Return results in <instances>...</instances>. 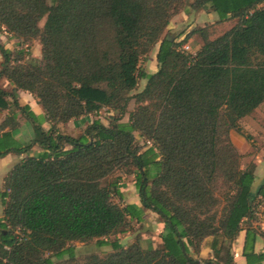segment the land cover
Masks as SVG:
<instances>
[{
	"label": "trees",
	"instance_id": "trees-1",
	"mask_svg": "<svg viewBox=\"0 0 264 264\" xmlns=\"http://www.w3.org/2000/svg\"><path fill=\"white\" fill-rule=\"evenodd\" d=\"M181 5L0 0V26L41 44L38 60L0 44V80L12 85H0V110L21 112L33 130L20 142L15 114L0 123V157L21 156L0 193V264H237L233 243L243 229L246 263L264 264V251H254L264 233L252 225L264 180L253 187L254 167H241L230 139L264 103V0H193V10L238 21L212 39L206 27L178 41L161 37ZM194 34L202 44L192 55L183 45ZM156 44L157 69L146 72L140 62ZM139 78L145 86L131 94ZM18 90L33 94L43 114L20 105ZM104 108L107 124L95 118L79 135L58 129ZM117 171L134 174L142 207L123 203L120 177L111 178ZM143 208L163 221L161 244L123 245L117 235L130 221L142 222ZM207 238L212 257L194 259L192 250ZM92 240L112 250L76 259L73 242Z\"/></svg>",
	"mask_w": 264,
	"mask_h": 264
},
{
	"label": "rangeland",
	"instance_id": "rangeland-1",
	"mask_svg": "<svg viewBox=\"0 0 264 264\" xmlns=\"http://www.w3.org/2000/svg\"><path fill=\"white\" fill-rule=\"evenodd\" d=\"M192 1L193 0H182V5L180 6L178 12L171 18L161 37L167 36L169 38H175L180 35L177 38L178 41L184 37L185 34H188L193 28L206 27L207 30L211 32L209 38L212 39L225 32L238 21L237 18H229L224 21H218L217 15L212 11L191 9L190 4ZM49 2H51V0H49ZM44 21L45 17L39 21L40 27L43 26ZM188 43L189 46L186 48L187 45H183V49L193 55L199 48L197 44L201 45L202 40L199 34H194L190 37ZM0 44L14 51L25 49V53H29V56H24V60H38L41 58V44L38 39H32L30 41L17 39L5 31L3 26H0ZM157 49L158 44H156L140 62L141 68H143L146 72H153L157 69ZM2 60L3 59L0 54V65ZM145 83L146 79L139 78L137 86L131 91V94L140 91L145 86ZM0 85L7 90L12 87V85L4 78L0 80ZM135 106L136 103L134 99H131L128 103V110L131 111L135 108ZM109 115L108 110L104 108L97 115H86L82 118L83 120L81 121V124L68 127L64 123H61L59 129L65 134L69 133L77 135L83 131L84 125H87L89 121L95 118H99L104 124H107ZM127 117L128 114L124 116L123 120H127ZM239 124L243 132L240 133L234 129L231 130L230 139L237 151L241 154V167L245 168L253 166L255 174L254 184H259L264 180V103H262L250 115L242 118ZM135 135L137 142L141 146L144 147L145 145H148L143 138L139 137L138 133L135 132ZM154 169L155 167L152 168V170ZM122 175H124L122 171H117L111 178L113 179L115 176L121 177ZM2 211L3 205L0 197V215L2 214ZM246 225V222L242 224L243 227H246ZM252 225L256 227L259 232L264 233V201L261 202L256 200L255 219L252 220ZM162 229L163 221L155 212H151L142 222H137L136 220L130 221L127 224L126 232L119 233L118 235L120 237L119 240H121L124 244L130 241V239L133 241L140 239L142 246L146 247L150 244L153 245V243L156 244V241H160L159 235ZM128 235L130 239L127 238ZM210 241L211 239L207 238L200 244L197 251L192 250V257L199 261L209 260L212 257V251L209 247ZM73 245L76 247V259L78 260H82L83 256L90 253L105 256V254L112 250L109 245L97 246L94 240L87 243L73 242ZM202 248H208V252L204 256L199 255ZM52 259L55 260L54 257H52Z\"/></svg>",
	"mask_w": 264,
	"mask_h": 264
},
{
	"label": "crops",
	"instance_id": "crops-1",
	"mask_svg": "<svg viewBox=\"0 0 264 264\" xmlns=\"http://www.w3.org/2000/svg\"><path fill=\"white\" fill-rule=\"evenodd\" d=\"M214 14H216L214 12ZM217 15V14H216ZM218 18V16H217ZM200 44H197L199 46ZM189 46V43L187 44ZM17 99L20 105H26L30 108L32 112H34L37 115H42L43 110L40 104L37 101V98L34 97L30 92L26 90H18L17 91ZM10 114H15V119L14 121L16 122V128L12 131L14 134L15 138L22 142V141H27L33 136V130H32V125L31 122L28 121L24 114L21 112H17L16 110L11 111V109H6V110H0V123L4 120V118L7 115ZM86 116V115H85ZM85 116H81L77 119L70 120L66 123H64L66 126H76V124H81L82 118ZM92 121V120H91ZM89 121L88 124L91 122ZM61 124V123H60ZM60 124H58V129L60 128ZM87 124V125H88ZM43 126L45 128H48L49 124L47 122L43 123ZM86 125L83 126V129L85 128ZM10 126H7L5 130H8ZM60 131V129H59ZM61 132V131H60ZM69 134V133H68ZM80 134V133H79ZM77 134V135H79ZM73 135V134H70ZM21 158V156H17L16 154L13 153H8L2 157H0V193L3 191V182H4V177L7 175L8 171L11 169V167ZM255 180V179H254ZM135 176L133 173L130 174H124L119 178V188L120 191L122 192L123 195V203L124 204H135L138 207H142L136 187H135ZM258 184H254L253 182V187L255 188ZM143 215L142 218L146 219L148 215L153 212L151 210L143 208ZM129 233V232H128ZM118 239L120 238L119 235L117 236ZM128 239H130L129 235L127 236ZM244 238H245V230H241L234 243H233V254L234 257L236 258L237 264H247L245 258L242 256V248H243V243H244ZM160 241H156V244L153 243V246L156 247L157 245L161 244V239L159 237ZM120 243L123 245H127L131 242H133L132 239L128 241L126 244H124L121 240H119ZM82 243V242H81ZM77 251V250H76ZM254 251L256 253L263 252L264 251V236L260 235L257 237L255 245H254ZM208 252V248H202L200 251V256L206 255Z\"/></svg>",
	"mask_w": 264,
	"mask_h": 264
},
{
	"label": "built area",
	"instance_id": "built-area-1",
	"mask_svg": "<svg viewBox=\"0 0 264 264\" xmlns=\"http://www.w3.org/2000/svg\"><path fill=\"white\" fill-rule=\"evenodd\" d=\"M188 46H186V48H187Z\"/></svg>",
	"mask_w": 264,
	"mask_h": 264
}]
</instances>
